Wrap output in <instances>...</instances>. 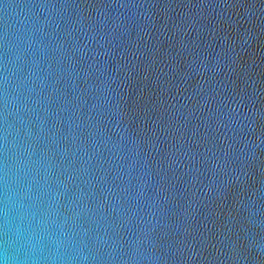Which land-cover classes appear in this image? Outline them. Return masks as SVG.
Segmentation results:
<instances>
[{"label": "water", "instance_id": "1", "mask_svg": "<svg viewBox=\"0 0 264 264\" xmlns=\"http://www.w3.org/2000/svg\"><path fill=\"white\" fill-rule=\"evenodd\" d=\"M0 264H264V0H0Z\"/></svg>", "mask_w": 264, "mask_h": 264}]
</instances>
